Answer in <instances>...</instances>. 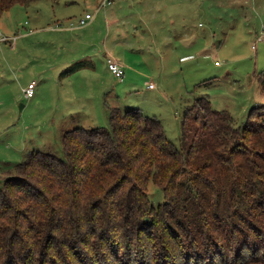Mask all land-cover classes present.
<instances>
[{"label":"trees","instance_id":"16d2710c","mask_svg":"<svg viewBox=\"0 0 264 264\" xmlns=\"http://www.w3.org/2000/svg\"><path fill=\"white\" fill-rule=\"evenodd\" d=\"M31 1L0 0V17ZM256 107L238 125L197 98L180 147L158 118L114 108L108 127L65 132L64 159L29 152L0 174V264H264ZM150 180L165 197L156 207Z\"/></svg>","mask_w":264,"mask_h":264},{"label":"rangeland","instance_id":"374dc122","mask_svg":"<svg viewBox=\"0 0 264 264\" xmlns=\"http://www.w3.org/2000/svg\"><path fill=\"white\" fill-rule=\"evenodd\" d=\"M101 1L33 0L0 17V32L20 36L14 47L0 45V174L34 150L64 159L65 132L79 124L108 127L114 108L158 118L177 147L197 98L238 125L253 106L264 118V0ZM87 12L96 14L93 28H71ZM57 22L68 35L49 39L43 32ZM106 53L124 59L123 81ZM68 60L87 66L61 77ZM33 80L35 94L27 98ZM147 193L155 207L164 202L153 180Z\"/></svg>","mask_w":264,"mask_h":264},{"label":"built area","instance_id":"2783aa9c","mask_svg":"<svg viewBox=\"0 0 264 264\" xmlns=\"http://www.w3.org/2000/svg\"><path fill=\"white\" fill-rule=\"evenodd\" d=\"M112 3L111 0H103L101 2V5L100 7H106L107 5H110ZM95 15L91 14V13H86L84 17H81L78 19L77 23H74L71 25V27H74L76 25L78 26H84L86 24H88L93 18H94ZM76 24V25H75ZM62 26V23L60 22H57L54 24V26L52 27L53 29H58ZM16 40V37H8L6 35H4L2 32H0V44L3 42V41H12V44H14ZM260 40H264V30L263 32L259 35V41ZM108 68L109 70L116 76L118 77L121 81L124 80V76H125V69H124V66L123 64L117 60L116 58L114 57H109L108 59ZM219 62L216 61V64H218ZM35 86H36V81H32L28 84V86L24 89V93H25V96L27 98H30L32 96H34L35 94ZM150 87H153L152 85H150Z\"/></svg>","mask_w":264,"mask_h":264},{"label":"crops","instance_id":"0c3cea01","mask_svg":"<svg viewBox=\"0 0 264 264\" xmlns=\"http://www.w3.org/2000/svg\"><path fill=\"white\" fill-rule=\"evenodd\" d=\"M102 1H103V0H102ZM102 1H101V2H102ZM100 4H101V3H100ZM112 11H115V9H112ZM112 11H111V12H112ZM87 13H88V12H87ZM95 16H96V14H95ZM95 16H94V17H95ZM112 17H113V15H111V13H110V14L108 15V17H107V23H108V29H107V31H108V32L113 31V27H112V25H111V22H113V21H112ZM78 19H79V18H77L76 21H75L74 23H77ZM93 19H94V18H93ZM93 19H92V20H93ZM51 20L53 21L54 19H51ZM92 20L90 21L91 23L93 22ZM50 22H51V21H49V23H50ZM69 22H70V20H69ZM25 24H28L27 21L25 22ZM75 25H76V24H75ZM70 26H71V25H70ZM76 26H78V25H76ZM76 26H74V27H76ZM78 27H82V26H78ZM87 27H88L89 29H91V28H93V25H89V24H88ZM71 28H73V27H71ZM46 29H47V28H46ZM71 31H72V30H71ZM29 32H30V31H29ZM68 32H69L68 30H66V31H64V32H61V30H57V29H53V28H52V29H50V30H45L43 33H44V34H49L50 36H48V38H49V39H50V38H53V39L55 40L56 38L59 39V38H61V37L67 36V35H68ZM15 37H16V40H15L14 44H12V41H3V42H8V43H10V45H11L12 47H14V46L16 45L17 39H18L20 36H15ZM3 42H2V43H3ZM2 43H1V44H2ZM1 44H0V45H1ZM85 55H86V54H85ZM111 56L114 57V58L116 57L117 60H120V62L124 64V59H122L121 57L117 56L115 53H114V54H112V53H109V54L106 53V59H107V61H108L109 57H111ZM186 57H187V55L183 56L182 59H185ZM71 63H73V62H71L70 60H68V61L66 62V65L68 64V66H69V64H71ZM86 66H87V64H86ZM86 66H85V67H86ZM66 67H67V66H66ZM82 69H83V68H82ZM124 69H125V66H124ZM80 70H81V69H80ZM78 71H79V70H78ZM78 71H77V72H78ZM60 75H61V74H60ZM61 77H62V75H61ZM150 88H151V87H150ZM152 88H154V87H152ZM76 127H83V125H82V124H81V125L79 124V125H77ZM76 127H75V128H76ZM83 128H84V127H83ZM92 128H94V127H92Z\"/></svg>","mask_w":264,"mask_h":264}]
</instances>
